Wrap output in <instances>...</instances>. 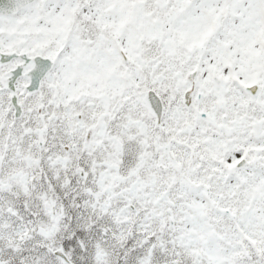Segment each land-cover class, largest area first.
<instances>
[{
  "label": "flooded vegetation",
  "instance_id": "1",
  "mask_svg": "<svg viewBox=\"0 0 264 264\" xmlns=\"http://www.w3.org/2000/svg\"><path fill=\"white\" fill-rule=\"evenodd\" d=\"M21 3L0 0V234L14 236L12 264H77L94 230L134 243L148 188L186 187L213 214L264 186V83L255 96L235 78L219 90L206 46L193 85L186 72L166 80L178 48L157 19L168 6Z\"/></svg>",
  "mask_w": 264,
  "mask_h": 264
},
{
  "label": "rangeland",
  "instance_id": "2",
  "mask_svg": "<svg viewBox=\"0 0 264 264\" xmlns=\"http://www.w3.org/2000/svg\"><path fill=\"white\" fill-rule=\"evenodd\" d=\"M169 3L173 11L165 12L166 38L181 41L193 50L206 43L212 68L237 77L239 84L252 79L254 72L264 79V0H170ZM216 18L220 19L218 27L214 26ZM182 19H186L183 25ZM205 31L211 37L208 33L204 35ZM190 51L184 55L183 48L177 50L178 65L203 69L206 55L196 53L192 58ZM179 70L183 71V67ZM174 190L166 186L147 189L149 213L137 223L147 228L142 234H133L134 243L127 246L129 235L122 229L105 235L94 230L84 237L83 256L77 264H264V186L239 188L242 196L229 195L215 205L220 211L213 210V214L208 211L211 205L191 198L186 187L177 194ZM253 191L256 193L251 203L249 194ZM162 195L164 198L154 202ZM224 209L238 214L232 223L222 214ZM160 211L162 216L157 218ZM171 219L173 225L169 224ZM157 228L163 230L155 232ZM7 230L1 228L0 252L13 256L15 252L8 242L12 243L14 236Z\"/></svg>",
  "mask_w": 264,
  "mask_h": 264
},
{
  "label": "water",
  "instance_id": "3",
  "mask_svg": "<svg viewBox=\"0 0 264 264\" xmlns=\"http://www.w3.org/2000/svg\"><path fill=\"white\" fill-rule=\"evenodd\" d=\"M157 1H162L163 2V0H157ZM193 74L194 73L192 72V73L189 74V76H193Z\"/></svg>",
  "mask_w": 264,
  "mask_h": 264
}]
</instances>
